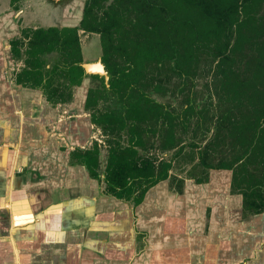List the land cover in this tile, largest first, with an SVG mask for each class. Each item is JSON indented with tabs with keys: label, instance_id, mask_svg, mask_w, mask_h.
I'll list each match as a JSON object with an SVG mask.
<instances>
[{
	"label": "trees",
	"instance_id": "1",
	"mask_svg": "<svg viewBox=\"0 0 264 264\" xmlns=\"http://www.w3.org/2000/svg\"><path fill=\"white\" fill-rule=\"evenodd\" d=\"M80 31L100 36L110 77L107 86L91 76L99 85L85 104L108 152L103 171L98 142L73 151L72 165L98 181L104 173L106 193L134 206L167 180L183 194L185 180L171 174L175 162H185L180 173L192 165L197 184L211 170H229L243 219L264 213V0H86L79 26L23 29L10 42L24 64L16 84L42 91L51 104L72 102L86 77ZM205 77L213 84L206 99L195 89ZM107 93L119 107L99 109Z\"/></svg>",
	"mask_w": 264,
	"mask_h": 264
},
{
	"label": "crops",
	"instance_id": "2",
	"mask_svg": "<svg viewBox=\"0 0 264 264\" xmlns=\"http://www.w3.org/2000/svg\"><path fill=\"white\" fill-rule=\"evenodd\" d=\"M32 1L0 14V264H264V213L243 219L232 171L211 170L203 184L185 178L183 194L163 181L134 206L106 193L103 172L98 181L71 164L73 151L104 136L85 109L88 78L66 104L16 84L24 64L10 42L47 27ZM72 5L65 25L48 27L79 26L83 13L73 19ZM45 59L50 67L57 57Z\"/></svg>",
	"mask_w": 264,
	"mask_h": 264
},
{
	"label": "rangeland",
	"instance_id": "3",
	"mask_svg": "<svg viewBox=\"0 0 264 264\" xmlns=\"http://www.w3.org/2000/svg\"><path fill=\"white\" fill-rule=\"evenodd\" d=\"M10 1V7L8 6ZM24 0L20 1L23 2ZM68 2H65L64 5L66 6H57L56 9L53 8L55 4L54 0H33L31 2V6L30 9L33 11V13H35L36 11H38L39 9V14L38 17H45L42 22L41 19L38 20V22H36L38 25L43 24L45 26L48 27V25L50 24H63L60 20L64 18V13H65V9L69 8L70 5H72V2H74V4L71 7V11L73 12V19L75 18H80L82 16L83 13V9L85 6V2L86 0H67ZM19 2V3H20ZM19 3L12 5V0H0V14H3L6 10H15L16 12H19ZM18 6V9H15ZM9 7V8H7ZM55 7V6H54ZM3 8H5L3 10ZM15 12V13H16ZM68 12V11H66ZM71 12V13H72ZM17 14V13H16ZM63 16V17H62ZM65 25V24H63ZM80 34V39H81V44L82 47L84 48V53L87 57V60L90 61V63H96V61H99V59L101 60V56H102V48H101V41H100V37L99 35H91V34H86V33H79ZM54 57L50 58V60H54ZM90 86H97L99 85L97 81H93L92 78H88ZM211 78L210 77H205L203 79H197L196 80V91H198V95L199 96H206V98H208V94H206V88L209 87V90H213V84L211 82ZM108 79H106V83H108ZM202 92V93H201ZM155 98V100L161 102V103H167V102H173L174 104H176V101L171 98L170 96L166 97V98H160L158 96H153ZM200 99V98H199ZM202 100L203 102H206L207 100ZM213 100L217 102L216 97H213ZM209 101V100H208ZM210 102V101H209ZM201 104V106L203 105V103L200 101L199 102ZM216 104V103H215ZM107 106H112V108H116L119 107L120 104L116 101V99L114 97H112L109 93H107V99L104 101L100 102V105L98 106L99 109L101 110H105ZM103 142L107 141V138L102 139ZM106 144L102 145L101 147V162H102V171L104 170V165H105V160H106V156H107V145ZM173 153H167L165 155H161L163 158L166 159H170L172 157ZM178 163L184 165V161L181 160L180 162H175V168L173 169L174 172H178L180 171L178 168ZM178 171H177V170Z\"/></svg>",
	"mask_w": 264,
	"mask_h": 264
},
{
	"label": "water",
	"instance_id": "4",
	"mask_svg": "<svg viewBox=\"0 0 264 264\" xmlns=\"http://www.w3.org/2000/svg\"><path fill=\"white\" fill-rule=\"evenodd\" d=\"M83 68L87 75H99L105 77L106 79H109V74L102 60L96 63L83 64Z\"/></svg>",
	"mask_w": 264,
	"mask_h": 264
},
{
	"label": "flooded vegetation",
	"instance_id": "5",
	"mask_svg": "<svg viewBox=\"0 0 264 264\" xmlns=\"http://www.w3.org/2000/svg\"><path fill=\"white\" fill-rule=\"evenodd\" d=\"M51 27H54V26H51ZM40 28H48V27H40ZM59 28V27H58ZM28 29H32V28H28ZM36 29H38V28H36ZM84 32V31H83ZM80 33V32H79ZM89 34V33H88ZM91 35H96V34H91ZM100 37V36H99ZM83 47H82V52H83ZM56 55V54H55ZM56 57H57V55H56ZM101 60H102V56H101ZM100 59H99V61H101ZM96 62H98V61H96ZM103 62V61H102ZM86 63H90V62H84V56H83V64H86ZM83 64H82V66H83ZM104 64V63H103ZM105 65V64H104ZM106 67V66H105ZM107 70V69H106ZM108 72V71H107ZM109 74V73H108ZM91 76H93V75H87L86 74V77L84 78V79H86V78H91ZM103 77V76H102ZM110 78V77H109ZM105 80H106V78H105ZM84 81V80H83ZM108 81H109V79H108ZM107 84V86H109V82L108 83H106ZM91 89V86H90V88H89V90ZM89 90H88V92H89ZM88 95V94H87ZM86 104V103H85ZM97 127V126H96ZM100 129V128H99ZM101 130V129H100ZM102 131V130H101ZM102 134H103V132H102ZM103 136H104V134H103ZM104 138H105V136H104ZM96 142H98V144H99V147H102V144L101 143H99V141H96ZM94 143H95V141L93 142V145H92V147L94 146ZM104 143H105V141H104ZM106 144V143H105ZM104 145V144H103ZM106 146V145H105ZM91 147V148H92ZM90 148V149H91ZM107 148H108V146H107ZM107 152H108V150H107ZM107 157V156H106ZM184 167V171L182 172V173H180V174H178L177 173V175L176 176H178V175H183L181 178L182 179H184L185 180V178H188V179H193V178H190V170L192 169V165H190V164H185V166H183ZM189 176V177H188ZM179 177V176H178ZM194 180V179H193Z\"/></svg>",
	"mask_w": 264,
	"mask_h": 264
}]
</instances>
